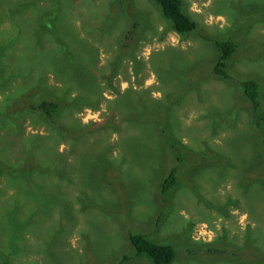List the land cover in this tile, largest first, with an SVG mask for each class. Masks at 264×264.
<instances>
[{
    "label": "rangeland",
    "instance_id": "374dc122",
    "mask_svg": "<svg viewBox=\"0 0 264 264\" xmlns=\"http://www.w3.org/2000/svg\"><path fill=\"white\" fill-rule=\"evenodd\" d=\"M182 1L198 22L186 35L154 0H0V163L29 168L43 188L9 197L18 186L1 173L0 262L152 264L128 235L147 231L175 246L173 264L264 263V193L245 194L264 181L262 151L239 90L257 78L264 107V0ZM53 8L61 21L48 28L42 18ZM132 19L141 27L130 53L122 43ZM223 39L240 44L229 79L213 69ZM41 98L60 103L55 121L27 112V100ZM170 132L192 158L161 197ZM247 234L261 241L243 255ZM218 245L230 251L209 250Z\"/></svg>",
    "mask_w": 264,
    "mask_h": 264
},
{
    "label": "trees",
    "instance_id": "16d2710c",
    "mask_svg": "<svg viewBox=\"0 0 264 264\" xmlns=\"http://www.w3.org/2000/svg\"><path fill=\"white\" fill-rule=\"evenodd\" d=\"M154 1L157 4L158 8L161 10L162 14L171 21V25L174 27V29L179 34L186 35L192 31H195L198 28V22L188 12L184 10L182 0H154ZM42 11L43 9L41 8L37 9V13L40 12L39 17L42 14ZM240 12L242 13H239V15H236V17L234 18L235 21L236 19H240V21L244 20L245 13H243L244 11H240ZM60 13H61V10L53 8L51 9L50 12L46 13L43 16L42 20L49 21L46 24L48 28L55 27V25L59 24V22L61 21ZM140 27H141L140 21L137 19H132V23L129 24L128 32L125 35L128 41L122 43L123 50L127 49V51H129L130 53H133V48L137 44V34H138L137 31L140 29ZM214 44L217 50L219 51L218 52L219 54L215 60V64L213 68L214 74L224 79H229L231 76L227 71V63H228V60L233 56L236 49L240 47V44H238L235 40H232V39L216 40ZM80 73L82 75H87L86 73H84V71ZM92 79L94 80L95 78L92 77ZM98 87L99 86L97 84V86H95V93L99 92ZM241 88L239 86V90L242 96L241 103H245L246 106L249 107V110L251 112L252 127H254L253 129L255 130L254 131L255 134H256V131L259 133L258 140L256 141V143H258L257 145L261 146L260 149L262 151L261 153L262 157L260 161L261 166H260L258 175L259 177L261 175L263 177L264 176V107L260 99L261 83L257 78H245L241 81ZM126 100H129V99H126ZM75 101H78L79 104L86 102L80 96H78L75 99ZM93 102L97 103L98 100L95 99L93 100ZM27 103L29 107L27 112L37 113L39 115V118L44 117L46 119L51 120V122L55 121L56 118H59L57 114L60 112L59 110H60L61 105L56 99H49V98L28 99ZM135 105L136 104L134 102L131 108H135ZM144 105L149 111L151 106L147 103L145 99H144ZM68 107L69 106H67V109ZM141 111H144V107L141 109ZM149 112H151V110ZM3 120H4L3 117L0 116V124H2L0 125V127H3V125L5 124ZM57 122L60 123L59 120ZM12 123L14 126L18 128L19 125H17L16 121ZM163 124H167L168 126L167 121L166 122L164 120L159 121L160 128H161V125ZM3 128H7V126L5 125ZM57 128H59L62 132L67 131L66 130L67 127L65 128V126L62 124L59 126L57 125ZM172 136L173 135H171V132L168 135V137L165 134L166 143H167L166 146L170 149V154H172V158H171L172 165L168 173H166L164 179L159 184V191H160V194L162 195L161 197H169V195L174 191V189L178 185L181 165H184V164L186 166L189 165L188 163L189 158H192L191 155L186 154V151L178 143H176L173 140ZM207 156H209L210 158H216V156L213 154H208ZM103 158L105 157L104 156H93L91 161H94V162L98 160L101 161L103 160ZM106 160L107 162L111 163V160L107 158ZM81 162H83V160H81ZM5 166L2 163H0V176L3 171H8L9 173H6L8 178L4 179L6 181V184L14 183V184H17L16 186H18L17 192L13 195H9V197H37L35 193L39 189H43V188L41 187V185L36 184V180H34V175L32 173L33 171H31L29 168L19 169V168L11 167V166H9V168H5ZM3 173L5 174V172ZM34 184L36 185L35 188H33ZM49 186H50L49 187L50 189H53L52 187L54 186L55 190H57V187H59V184L53 185V182H51V185ZM246 188L247 190L245 194L247 195V197L251 196L250 191H252L253 193H256L257 189L262 192V196H263L264 181L262 180L261 182L255 181L249 187L246 186ZM3 192H4V189L0 188V197L4 194ZM172 207L173 206H171L170 208ZM12 212H14V210H12L11 213ZM165 214H166V210L162 209L159 212L158 218H156V223L153 224L154 228L155 227H157V229L159 228L161 222L165 219L164 217ZM128 235H129L130 243L135 248L136 253L139 255L141 254L146 255L147 258L151 260L152 264H173L175 262L177 255H176V249L174 245L170 243H163V242L156 241L155 239L151 237V233L147 231L128 232ZM260 237L258 235L251 239L250 235L247 234L245 241L242 243V245H239L237 247L238 249L237 252L240 253L243 251V255L244 253L246 255L252 254V253L247 252L246 250L250 248L251 245H254L256 241H258V239L259 241H261ZM253 248H256V247L253 246ZM209 250L212 253H215L216 255H223V254H226V252L230 251L221 245L212 247ZM243 259H244V256H243ZM0 264H12V263L9 261H2L0 262ZM254 264H264V263L260 262V260L258 259L256 263L254 262Z\"/></svg>",
    "mask_w": 264,
    "mask_h": 264
}]
</instances>
